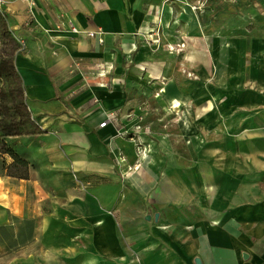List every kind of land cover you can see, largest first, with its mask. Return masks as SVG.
I'll return each mask as SVG.
<instances>
[{
    "label": "crops",
    "instance_id": "0c3cea01",
    "mask_svg": "<svg viewBox=\"0 0 264 264\" xmlns=\"http://www.w3.org/2000/svg\"><path fill=\"white\" fill-rule=\"evenodd\" d=\"M209 2L1 5L38 132L0 264H264V0Z\"/></svg>",
    "mask_w": 264,
    "mask_h": 264
},
{
    "label": "rangeland",
    "instance_id": "374dc122",
    "mask_svg": "<svg viewBox=\"0 0 264 264\" xmlns=\"http://www.w3.org/2000/svg\"><path fill=\"white\" fill-rule=\"evenodd\" d=\"M204 5L211 6L209 0H205ZM19 42L8 18L0 14V136L32 130V121L14 72Z\"/></svg>",
    "mask_w": 264,
    "mask_h": 264
},
{
    "label": "trees",
    "instance_id": "16d2710c",
    "mask_svg": "<svg viewBox=\"0 0 264 264\" xmlns=\"http://www.w3.org/2000/svg\"><path fill=\"white\" fill-rule=\"evenodd\" d=\"M31 126H32V130L29 131V133H27V132L26 133L12 132V133H7V134L0 136V157L8 155L13 160V163L11 165H9L7 168L6 174L9 177L17 178V179H21V180L28 179V173H29V169H30L29 164L25 160L21 159L18 155H16V153L13 151V149L9 146L8 140L10 138L26 136L29 134H36L38 131H37V129H34L33 123L31 124Z\"/></svg>",
    "mask_w": 264,
    "mask_h": 264
},
{
    "label": "built area",
    "instance_id": "2783aa9c",
    "mask_svg": "<svg viewBox=\"0 0 264 264\" xmlns=\"http://www.w3.org/2000/svg\"><path fill=\"white\" fill-rule=\"evenodd\" d=\"M7 0H0V8H1V5L4 3V2H6ZM72 31L73 32H76L77 33V30L76 29H74V28H72ZM90 37H94V34H88ZM20 45L21 46H23V44L22 43H20ZM106 126V122H104V123H102L101 125H100V127L101 128H103V127H105Z\"/></svg>",
    "mask_w": 264,
    "mask_h": 264
},
{
    "label": "water",
    "instance_id": "95a60500",
    "mask_svg": "<svg viewBox=\"0 0 264 264\" xmlns=\"http://www.w3.org/2000/svg\"><path fill=\"white\" fill-rule=\"evenodd\" d=\"M244 257H246V255H244Z\"/></svg>",
    "mask_w": 264,
    "mask_h": 264
}]
</instances>
